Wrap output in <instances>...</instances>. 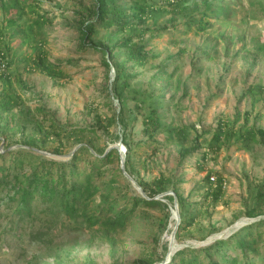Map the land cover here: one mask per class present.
<instances>
[{
    "label": "rangeland",
    "instance_id": "rangeland-1",
    "mask_svg": "<svg viewBox=\"0 0 264 264\" xmlns=\"http://www.w3.org/2000/svg\"><path fill=\"white\" fill-rule=\"evenodd\" d=\"M89 2L19 0V7H24L26 12L19 22L26 33L5 37L1 42L8 41L6 52L11 60L9 72L14 75L13 81L15 75H21L31 93L40 94L47 108L54 111L60 121L78 125L90 123L95 113L108 117L119 106L111 93L106 94L104 89L112 81L114 70L111 68L107 71L101 51L89 46L79 47V34L71 26L78 17L74 11ZM7 5L0 8V25L12 33L13 26L9 28L5 25ZM41 14L45 15L47 21L38 27L33 20ZM228 14L226 19L212 20L210 28L203 32L196 33L194 29L188 32L172 30L153 38L149 48L155 57L146 65L135 68L139 72L131 80L134 89L163 93L165 102L161 112L164 124L181 128L187 139L185 145L198 146L194 155L181 162L179 139L166 140L168 135L162 133L148 140L140 115L129 128L132 142L144 141L134 153L135 171L144 180L163 173L175 174L181 179L179 191L184 196L191 194V201L203 200L206 189L203 178L207 172L223 178V196L215 203L204 201L210 217L199 215L195 223L183 230L178 238L172 236L177 216L175 206L170 204L168 220L164 216L166 209L141 206L132 223L126 229L119 230L113 242L107 241L99 229L86 227L53 230L44 242L32 241L24 234H1L0 264H54V260L65 264H87L89 260L92 261L89 264H133L154 251L160 253L163 242L168 243L164 258V262H167L173 251L183 245H205L264 216L263 213L249 218L244 212L246 203L248 206L253 203L247 200L248 180L253 184L264 180V141L257 135L248 139L252 129H264V96L259 94L260 98H257L258 95L245 92L249 85H261L264 90V0H233ZM33 32L36 37L30 40L27 33L31 35ZM39 39L49 60L64 68L69 77L55 81L40 71H24L23 59L35 54V42ZM182 46L186 50L178 54ZM162 62L167 66L166 71L160 73L157 66ZM3 86L5 82L0 80V90ZM16 90L21 93V90ZM22 96L30 107L37 103L36 96ZM124 103L132 107L135 100L129 99ZM141 111L144 112V109ZM220 121L228 129L233 128L234 132L229 134L227 131L217 151L211 153L209 142ZM89 134L84 132V135ZM19 139V134L9 135L7 142L13 143ZM107 143V137L101 134L96 147L107 145L108 150L116 146L121 151V160H124L125 148L120 140ZM4 144L5 141L0 142V151H3ZM53 145V140H49L46 149ZM77 147L78 144L70 140L63 149V155L47 150L41 152L62 159L68 158ZM208 151L209 154L199 166L197 159ZM116 166V162L108 165L115 169ZM112 173H107L105 177H110ZM116 177L124 181L118 172ZM132 184L131 190L141 191L134 181ZM157 196L161 197L162 194ZM141 209L148 214L141 215ZM211 226L215 227V231L208 233ZM151 237L157 238V248Z\"/></svg>",
    "mask_w": 264,
    "mask_h": 264
},
{
    "label": "trees",
    "instance_id": "trees-1",
    "mask_svg": "<svg viewBox=\"0 0 264 264\" xmlns=\"http://www.w3.org/2000/svg\"><path fill=\"white\" fill-rule=\"evenodd\" d=\"M232 1L90 0L88 5L76 9L74 12L78 17L71 26L79 34V47L89 46L102 52L107 71L111 68L114 70L112 81L104 89L119 104L112 115L107 117L95 113L90 123L78 125L60 121L55 112L47 108L40 94L31 93L21 75H15L13 81L14 75L9 72L11 60L6 52L9 48L8 41H3V44L1 42L3 38L17 33L25 35L26 31L22 29L19 20L26 12L24 7H19V0H0V8L8 4L5 25L14 28L12 33H8L10 29L5 30L0 25V55L6 61V69L0 72V80L5 82L0 90V142L5 141L3 151H0V236L24 234L32 241L44 242L53 230L86 227L99 229L107 241L113 242L118 231L126 229L132 223L141 206L166 209L164 216L168 220L169 204L174 205L175 199L179 214L175 238L183 230L190 228L199 215L210 217L204 201L215 203L223 196V178L215 177L211 180V174L207 172L203 178V183L206 184L203 200L191 201V194L184 196L179 191L178 183L181 179L175 174L163 173L144 180L135 171L134 153L144 141L132 142L129 128L140 115L143 117V132L148 140L162 133L168 135L166 140L179 139L181 162L194 155L198 146L185 145V132L181 128L164 124L161 112L165 102L163 93L134 89L131 80L139 72L135 68L146 65L155 57L149 48L153 38L172 30L188 32L194 29L196 33L206 31L212 20L226 19L229 16ZM46 21L44 14L33 20L38 27ZM150 21L154 23L150 24ZM27 37L32 40L36 34L27 33ZM41 45L42 41L37 40L35 54L23 59L24 71H40L55 81L69 77L64 68L49 60ZM185 50L186 47L182 46L178 54ZM166 66L162 62L157 68L162 73L166 71ZM245 92L258 95L257 98H260L259 94L264 96L261 85H249ZM22 94H30L32 98L36 96L37 103L33 107L28 106ZM129 99L135 100L132 107L124 103ZM227 131L229 134L234 132L233 128L228 129L220 121L209 142L211 153L217 151L218 144ZM84 132L90 134L84 135ZM16 134H19L20 139L8 143L9 135ZM101 134L107 137L108 143L120 140L124 146L123 169L119 167L121 151L118 147L108 150L107 145L103 148L96 147ZM256 135L264 141V129H252L248 139H253ZM198 137L196 135L195 138ZM49 140H53L54 145L46 149ZM70 140L78 144V147L68 158L57 159L41 152L47 150L63 155V149ZM209 151L204 152L201 159H197L199 166ZM115 162L116 169L108 167ZM110 172L114 174L106 178L105 175ZM116 172L124 179L123 182L116 177ZM132 181L141 191L131 190ZM169 190L172 193H165ZM247 192V200L253 203L249 206L246 203L245 215L249 218L263 215L264 180L256 184L248 180ZM159 194L162 196L158 197ZM141 210V215L148 214L146 210ZM214 231V226L208 229V233ZM151 240L157 248V238L151 237ZM161 248L160 253L154 251L133 264H160L164 261L168 243L163 242ZM53 262L65 264L59 260ZM89 263L92 261L89 260L87 264ZM162 264H264V216L205 245H183L175 249L169 260Z\"/></svg>",
    "mask_w": 264,
    "mask_h": 264
},
{
    "label": "built area",
    "instance_id": "built-area-1",
    "mask_svg": "<svg viewBox=\"0 0 264 264\" xmlns=\"http://www.w3.org/2000/svg\"><path fill=\"white\" fill-rule=\"evenodd\" d=\"M6 69V61L5 59L2 57V55H0V72H3ZM211 180L215 179L214 175L210 176Z\"/></svg>",
    "mask_w": 264,
    "mask_h": 264
},
{
    "label": "water",
    "instance_id": "water-1",
    "mask_svg": "<svg viewBox=\"0 0 264 264\" xmlns=\"http://www.w3.org/2000/svg\"><path fill=\"white\" fill-rule=\"evenodd\" d=\"M121 168L123 169L124 168V165H123V159L121 160ZM174 206H175V209H176V216H177V222H176V225H175V228H176V226H177V223H178V221H179V214H178V210H177V203H176V199L174 200ZM174 232L175 231H173L172 232V236H174ZM162 263H164V261H162L160 264H162ZM153 264H155V263H153ZM157 264V263H156Z\"/></svg>",
    "mask_w": 264,
    "mask_h": 264
}]
</instances>
